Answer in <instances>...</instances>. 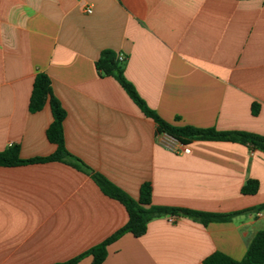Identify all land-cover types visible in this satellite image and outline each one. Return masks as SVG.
I'll return each instance as SVG.
<instances>
[{"label": "crops", "instance_id": "obj_1", "mask_svg": "<svg viewBox=\"0 0 264 264\" xmlns=\"http://www.w3.org/2000/svg\"><path fill=\"white\" fill-rule=\"evenodd\" d=\"M105 50L125 56V77L165 121L264 136V0H0V152H55L50 106L29 109L45 73L68 150L133 199L150 183L157 206L229 214L264 204V151L221 140L166 149L156 122L100 76ZM249 180L255 195L242 193ZM127 222L125 206L70 165L0 167V264L65 262ZM263 229L264 209L208 225L166 215L110 245L102 264H203L218 251L242 260Z\"/></svg>", "mask_w": 264, "mask_h": 264}, {"label": "trees", "instance_id": "obj_2", "mask_svg": "<svg viewBox=\"0 0 264 264\" xmlns=\"http://www.w3.org/2000/svg\"><path fill=\"white\" fill-rule=\"evenodd\" d=\"M125 61L126 59L124 61L119 59L117 52L105 50L97 60L96 68L100 76L116 79L133 102L140 108L142 113L156 122L158 135L167 133L183 144H187L193 140H221L250 145L253 149L264 151V136L259 134L244 131L223 132L216 129H199L188 125L178 126L165 121L148 106L146 101L138 93L136 87L125 77ZM46 105L50 106L53 116V121L47 130V137L51 143L56 145L55 152L45 157L23 159L21 157L20 147L14 145L0 152V167H16L48 162L65 163L81 172L89 174L105 195L122 203L128 212V222L112 236L83 254L56 264H79L87 256L93 258L91 264H102L108 256V247L110 245L117 242L127 233H131L135 237L145 235L148 229V223L154 218L170 215L189 218L203 225H208L212 222H228L243 213L264 209L263 204L257 208L229 214H216L187 208L157 206L152 202L153 191L150 183H144L141 186L140 198L139 200H135L105 176L94 172L81 159L74 156L68 150L64 133L66 111L53 93L50 77L45 73H39L34 81L29 109L30 112L36 113L44 109ZM252 113L253 115H258L259 106L257 104L253 105ZM258 190L259 182L249 180L242 188V193L244 195H255ZM203 264H264V229L259 231L249 242L247 252L242 260H235L218 251L207 257Z\"/></svg>", "mask_w": 264, "mask_h": 264}, {"label": "built area", "instance_id": "obj_3", "mask_svg": "<svg viewBox=\"0 0 264 264\" xmlns=\"http://www.w3.org/2000/svg\"><path fill=\"white\" fill-rule=\"evenodd\" d=\"M87 13H92V9L88 8L86 9ZM119 59L121 61H124L126 58L123 54L118 55ZM158 142L164 146L166 149L176 152V153H185V154H190L191 149L189 146L184 145L183 143L179 142L177 139L174 137L168 135L167 133H163L158 135Z\"/></svg>", "mask_w": 264, "mask_h": 264}]
</instances>
